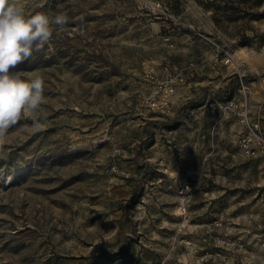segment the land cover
<instances>
[{"label": "rangeland", "instance_id": "374dc122", "mask_svg": "<svg viewBox=\"0 0 264 264\" xmlns=\"http://www.w3.org/2000/svg\"><path fill=\"white\" fill-rule=\"evenodd\" d=\"M19 3L68 23L10 70L41 77L45 102L0 137V264H264V190L225 193L234 175L197 159L187 102L146 103L166 66L264 61V19L219 28L195 0Z\"/></svg>", "mask_w": 264, "mask_h": 264}, {"label": "crops", "instance_id": "0c3cea01", "mask_svg": "<svg viewBox=\"0 0 264 264\" xmlns=\"http://www.w3.org/2000/svg\"><path fill=\"white\" fill-rule=\"evenodd\" d=\"M222 61L210 55L205 62L197 63L193 77L187 74L173 102H192L186 108V126L195 137L191 144L198 151L197 159L202 165L208 164L214 155L222 160L220 173L230 177L226 185L234 175V187H222L224 192L233 189L237 201L239 193H247L254 187L257 191L264 190V154L248 156L238 146L244 116L256 122L264 133V61L244 56L236 57L233 66H222ZM241 75L248 85L245 92L240 87ZM231 98L236 104L227 107ZM215 136L223 138L225 144L217 151L212 149ZM204 171L205 168V176Z\"/></svg>", "mask_w": 264, "mask_h": 264}, {"label": "clouds", "instance_id": "9594fccd", "mask_svg": "<svg viewBox=\"0 0 264 264\" xmlns=\"http://www.w3.org/2000/svg\"><path fill=\"white\" fill-rule=\"evenodd\" d=\"M68 17L25 13L19 0H0V137L22 117H31L45 102L44 80L22 78L10 70L27 61L52 38V26L64 30ZM39 128V123L35 124Z\"/></svg>", "mask_w": 264, "mask_h": 264}, {"label": "built area", "instance_id": "2783aa9c", "mask_svg": "<svg viewBox=\"0 0 264 264\" xmlns=\"http://www.w3.org/2000/svg\"><path fill=\"white\" fill-rule=\"evenodd\" d=\"M216 47L220 48L218 44H216ZM215 59L222 60V53L217 52L215 54ZM195 66L196 64L193 62L190 63L188 67L166 66L161 76L157 75V77H155L147 74V77H149L153 83V88L146 97L148 107L155 111L169 113L171 110V103L177 95L179 85L186 81L188 73L192 74ZM191 77H193V74ZM239 78L240 87L242 91L245 92L248 85L243 79V75ZM235 104L234 98H231L228 100L227 107L234 106ZM241 123H243V127L238 138L240 147L248 156L264 154V133L261 131L258 124L250 120L247 116L241 119ZM185 209L184 207V210Z\"/></svg>", "mask_w": 264, "mask_h": 264}, {"label": "trees", "instance_id": "16d2710c", "mask_svg": "<svg viewBox=\"0 0 264 264\" xmlns=\"http://www.w3.org/2000/svg\"><path fill=\"white\" fill-rule=\"evenodd\" d=\"M175 1L173 8L177 11L184 9V0ZM204 10L210 11V17L216 27L223 28L232 23L244 21H260L264 19V0H195ZM254 37L260 38L264 41V31L257 32ZM253 39L252 36L242 35L240 37V44H247ZM192 102H187L186 107H189ZM171 119L172 124H178L175 119ZM171 124V125H172ZM174 125V126H175ZM167 126H170L168 124ZM233 189L226 191L232 192Z\"/></svg>", "mask_w": 264, "mask_h": 264}]
</instances>
